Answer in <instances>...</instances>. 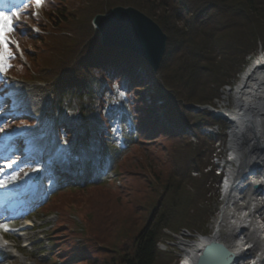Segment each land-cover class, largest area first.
<instances>
[{
  "label": "trees",
  "instance_id": "obj_1",
  "mask_svg": "<svg viewBox=\"0 0 264 264\" xmlns=\"http://www.w3.org/2000/svg\"><path fill=\"white\" fill-rule=\"evenodd\" d=\"M78 1L80 5L75 8L76 0H45V6L33 11L38 13L35 17L29 8L24 10L21 23L15 22L17 31L11 38L19 43V52L28 67L18 60L17 52L10 45L14 58L10 61L12 67L0 81V91L16 86L15 82H21L22 78L35 81L34 88L45 96V109L50 107L54 116V147L78 151V146L83 144L89 150L90 142L95 140L101 156L109 155L113 159L116 177L115 182L100 177L98 183L57 191L38 210L45 215L56 210L61 216L68 213L61 209L64 204L78 200L84 192L107 193L113 198L112 193L119 189L113 188L116 183L121 187L128 174L138 176L142 172L147 184L142 190L143 196L150 194L152 198L145 201L139 191L134 202L149 215L145 225L129 240L130 249L119 252L109 264H175L177 259L160 252L157 245L167 237L164 231L174 234L184 230L190 219L178 221L174 207L171 209L164 204L165 195L172 190L171 178L163 176L162 169L159 178L154 171V161L147 158L145 152L165 140L173 146L170 155L174 156L184 147L181 141H188L182 130L188 128L199 136L203 128L215 126L206 117L194 116L189 107L213 109L224 87H231L241 71L239 68L247 64H241L244 53L259 43L260 48H264V29L259 25L264 21L260 13L264 10V0ZM117 7L134 8L143 13L167 36L161 62V70L165 66L166 71H161V77L156 78L155 91L149 97L150 107L144 101L145 90L139 77L143 73L151 76L149 66L122 49L101 47L98 33L91 26L95 16L105 15ZM23 23L35 25L40 33H33ZM25 43L34 46L35 55L23 48ZM155 102H160V106L155 107ZM118 117L126 150L118 146L111 125ZM20 123L24 125L28 121ZM206 140L211 146L221 142L217 136H208ZM205 143L204 137H198L192 144L186 143L185 149L188 153L191 151L193 158L185 161L189 170L183 175H191L198 169L213 170L209 164L199 165L205 156L204 148L209 145ZM212 151L209 154L212 155ZM170 160L161 161L169 163ZM101 162L104 164L103 159ZM87 171L88 175L92 174L88 168ZM212 178V186H218L221 177ZM192 202L190 199L180 204L179 213L188 211ZM80 256L86 258L90 254Z\"/></svg>",
  "mask_w": 264,
  "mask_h": 264
},
{
  "label": "rangeland",
  "instance_id": "obj_2",
  "mask_svg": "<svg viewBox=\"0 0 264 264\" xmlns=\"http://www.w3.org/2000/svg\"><path fill=\"white\" fill-rule=\"evenodd\" d=\"M14 1L16 2L14 6H11L10 3L5 6L7 13H5V15H8L10 11H15L17 8L22 7L25 2V0ZM79 5V1L76 0L75 8ZM28 8L30 13L36 10L31 6V0ZM260 13H262L264 17V10L260 11ZM15 22L20 24L21 18ZM259 25L260 28L264 29V21H261ZM23 26L27 27L28 30L33 33H40V30L33 24L23 23ZM93 30L95 29L93 28ZM13 40L17 41L16 39ZM22 45L30 55H35L33 45L32 47L26 43ZM260 46L261 43L254 47V49L244 53L241 64H247L239 68L241 70L240 73L249 63L254 64L256 59L259 58ZM13 50L17 52L18 60L28 67L22 53L20 54L14 45ZM215 62L218 63L217 61ZM159 67L156 74H153L151 70V76L144 73L139 76L143 81L145 90L144 101L148 107L152 106V101H150L151 98L149 97L152 91H155L154 83L156 78L159 79V77H161L160 75L163 73H161V71H166L165 66H163L161 70V63ZM238 76L239 75L232 81L231 87L236 82ZM3 77L4 75H0V81ZM21 80V82H15L16 86H12L8 89H1L0 91V128L3 126L2 129H4L0 131V165H3L5 162H17L11 168H0V179L6 180L5 186L0 187L1 193L4 194V196H8L7 199L16 197V194L24 186L23 182L20 180L17 181V179L13 182L7 178L13 174H17V177L20 176V174H25L26 171H24V169L26 166H34V174L38 172L42 173L43 180L40 191L43 192V198L46 202L48 201L49 195L57 191L67 188L70 189L72 186L82 187L83 184L89 185L98 183L99 175L97 174L87 176V178L83 177V180L72 183L68 180L70 177L64 175L67 174L65 171H69V174L73 176L85 175V166L89 161H93L90 163L91 167L100 171V164L98 161L100 160L99 158H101V154L99 153L100 148L98 142L95 140L90 142L89 150H86L83 144L78 146V151H69L61 146L54 153L53 150L46 152L44 159L38 156L37 164H35L36 161L33 162L32 160L21 162L29 157L25 155L28 151L36 149L39 146L47 147L48 145H50L52 149L55 142L53 128L54 116H52L50 112V107L45 109V96L34 88L37 85L35 81L32 82L24 78ZM231 87H224L220 96L218 95L219 100L213 103V109L194 105L189 107L193 110L192 114H194V116L206 117L207 121H211L213 124L212 126L215 125L214 127L203 128L199 131V136L196 135L197 132L190 131L188 128L182 130V133L185 134V138L188 141H181L184 147L182 150H177L174 156L170 155L173 146L167 144L170 141L165 140L159 141L158 146L145 152L147 155L146 157L154 161V171L159 175V178L162 175L160 174V169L164 172L163 176L167 175L171 178L170 187L172 190L165 195L164 204H168V208L170 207L171 209L174 207L173 211L176 212V215L178 214V221L190 219L188 222L185 221L187 223V227L184 228V230L186 229L185 231L181 230L179 232H174V234L164 231L163 234L167 237L157 245L160 252L169 254L172 258L177 259V262L180 258L177 242L191 241L196 235H207V231L211 229V225L216 220L215 217L218 214V207L222 206L223 199L220 198L219 187L216 185L212 186V182L214 181L212 176L219 177V173L222 175V170L224 166L227 165L226 160L228 153L225 141L227 138L226 128L228 122L222 118L214 117V115L229 114ZM159 104L160 102L154 103L155 107L160 106ZM110 106L111 108L113 107L112 104H110ZM22 121H28V123L22 125L20 123ZM119 121L120 118L118 117L116 121L111 122V125L113 132L116 133L115 136L118 146L126 150V144L121 137L122 129L121 125L118 124ZM126 127L132 130L128 122H126ZM48 132L49 135H47ZM75 132L77 131L75 130ZM38 133H45L44 135L48 136L47 141H39L37 139ZM19 136L24 139L29 138L30 142L21 150L12 151L18 144ZM208 136H212L213 138L217 136L221 138V142L211 146V143L206 140ZM198 137H204L206 142L205 145L209 144L204 148L205 156L199 165L201 167V165L205 166V164H209L213 170H211V168H206L205 170L198 169V171H192L194 172L193 174L185 176L183 174L187 173L189 170L185 165V161H190L193 158L190 157L191 151L188 153L185 149L186 143L192 144L197 141ZM210 151H212V155L209 154ZM92 152L94 154V160L89 156V154L92 155ZM125 153L126 151H124V154ZM22 155L26 156V159H21L20 157ZM135 157L137 159L138 154ZM8 158H10V160ZM120 158H123V155ZM163 158H171V160L169 163H165L161 161ZM104 159H106V161H104L105 164L102 165L104 168V178H109L108 180L115 182L116 176L113 171L115 169L112 168L114 166L113 159L109 156H105ZM53 165L59 168L56 167L59 173L58 176H55L52 170ZM199 165L195 168H199ZM176 167L177 170H175ZM101 175L102 174H100V176ZM252 175L255 176L256 174ZM28 177H30V175H27L24 179ZM133 178L136 180H133ZM125 180L126 182L123 185L125 187H120L119 183L113 186V188H119L114 191L115 193H112L113 198H110L107 193L106 195L102 193L99 194L98 192H84L83 195L77 194L79 195L78 200L72 201L71 204H64L61 208L68 212L63 215L61 214L62 217L56 210L51 211V214L46 213L45 215L44 212L35 209L25 214L23 219L17 218L15 220L6 221L4 225L14 227L22 220L27 219L30 222V226L27 229H16V231L12 232L0 231L3 239L6 241L2 242L0 240V253L5 255L4 257L0 256V264H105V262L109 264L112 260H115L119 252L130 249L131 244L129 240L134 238L140 228L145 225V221L149 215L148 212H144L143 207L137 202H134L135 194L141 191V195L144 197L145 201L152 198L150 194L143 196L144 192L142 190L147 188L145 174H142V172H140L138 176L128 174ZM172 186L178 189V192H174L175 190ZM151 190L153 191V188H151ZM204 194L206 195L204 196ZM258 195L261 196V198H259V200H261L259 202L261 210L256 215V221L264 225V196H262L260 192ZM153 197L156 199L154 193ZM190 199L194 202L191 203L192 205L189 210L179 213L180 204L184 205V203ZM56 206L58 205L56 204ZM61 218H63L64 221ZM178 221L177 223H181ZM1 222L2 220H0V224ZM262 230L264 231V226ZM80 254H90V256L85 258L81 257ZM67 259H69V262Z\"/></svg>",
  "mask_w": 264,
  "mask_h": 264
},
{
  "label": "bare ground",
  "instance_id": "obj_3",
  "mask_svg": "<svg viewBox=\"0 0 264 264\" xmlns=\"http://www.w3.org/2000/svg\"><path fill=\"white\" fill-rule=\"evenodd\" d=\"M238 75L229 114L214 115L228 122L227 165L218 185L222 206L207 235L177 242L180 258L175 264H195L198 253L211 243L223 245L232 255L231 264H264V225L256 221L259 192L264 196V51Z\"/></svg>",
  "mask_w": 264,
  "mask_h": 264
},
{
  "label": "water",
  "instance_id": "obj_4",
  "mask_svg": "<svg viewBox=\"0 0 264 264\" xmlns=\"http://www.w3.org/2000/svg\"><path fill=\"white\" fill-rule=\"evenodd\" d=\"M92 26L100 36V46L124 50L145 61L153 74L159 70L167 36L156 23L134 8L119 7L108 15H98ZM39 175L34 178L37 182ZM255 189L258 187L255 186ZM195 264H231V254L220 243L202 248Z\"/></svg>",
  "mask_w": 264,
  "mask_h": 264
},
{
  "label": "snow or ice",
  "instance_id": "obj_5",
  "mask_svg": "<svg viewBox=\"0 0 264 264\" xmlns=\"http://www.w3.org/2000/svg\"><path fill=\"white\" fill-rule=\"evenodd\" d=\"M31 6L35 9H40L45 6V0H31ZM29 7L27 0L23 3L22 7L17 8L15 11H10L8 15H5L3 10H0V75H5L7 71L12 67L11 60L14 58V53L11 50L10 45H14L19 51V43L13 40L12 34L17 31L15 28V21L20 19V16ZM33 17L37 16V12H32ZM4 129L0 128V131ZM10 160V158H8ZM16 161L5 162L3 165H0V168H11ZM35 170V169H34ZM22 171V169H21ZM38 171V170H37ZM8 180L14 181L17 179V174L7 178ZM6 184L5 179H0V187H4ZM0 230L8 231L6 225L0 224Z\"/></svg>",
  "mask_w": 264,
  "mask_h": 264
}]
</instances>
